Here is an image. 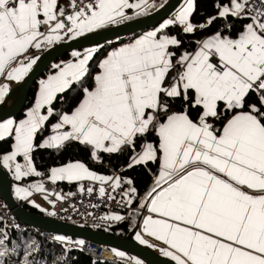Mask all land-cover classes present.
<instances>
[{"label":"snow or ice","instance_id":"1","mask_svg":"<svg viewBox=\"0 0 264 264\" xmlns=\"http://www.w3.org/2000/svg\"><path fill=\"white\" fill-rule=\"evenodd\" d=\"M144 3L92 0L77 7L69 0L66 15L60 0H0V102L8 82L23 80L36 63L32 49L118 24L129 19L126 9ZM214 7L216 15L194 24L195 0H183L172 18L107 54L95 75L89 62L97 49L73 52L74 61L56 65L40 81L23 119L0 120V142H10L0 150V168L21 181L43 175L34 163L38 148L62 151L78 144L98 163L127 150L128 168L159 165L138 209L149 213L142 232L166 246L164 256L174 264H264V7L252 0H220ZM229 18L242 21L235 35L226 23L192 51H178L183 41L167 31L178 26L195 34ZM57 101L66 107L58 111ZM48 178L99 182V194L110 199L116 197L109 188L117 193L127 185L122 201L137 203L131 178L98 174L81 160L52 168ZM33 189L46 191L37 183L18 186L16 194L26 199ZM136 239L153 246L139 232ZM6 240L4 235L0 245Z\"/></svg>","mask_w":264,"mask_h":264},{"label":"trees","instance_id":"2","mask_svg":"<svg viewBox=\"0 0 264 264\" xmlns=\"http://www.w3.org/2000/svg\"><path fill=\"white\" fill-rule=\"evenodd\" d=\"M217 3L218 0H195V11L191 17L192 22L194 24L206 23L210 17L216 15V8L214 5ZM226 23H230L232 25V35H235L242 26L241 20L229 18L228 21L217 19L213 21L206 29H198L195 34H184L181 27L178 26L170 27L167 31L171 35L178 36V38L183 41V48L179 49L178 51H184L185 49L192 51L195 49L196 41L201 40L204 37H207L208 35L220 30L225 26ZM139 34H141V32L128 35L124 38L110 43H105L102 46L97 47V51L93 55V59L89 62L91 74L95 75L96 71L98 70V63L112 48L134 40ZM69 40H72V38L65 37L55 45L67 42ZM46 51L47 50L44 48L36 52V54H38V58ZM72 53L73 52L63 56L60 62L71 59L73 56ZM51 70L53 69L49 68L48 71H45L41 78L46 77L48 72H51ZM36 84L37 82L33 84L30 92L28 93L25 108L30 107L34 102ZM67 95L71 97L74 95V93L69 92ZM254 98L255 97H253V99ZM64 107H66V105H62L59 101H57L56 108L58 111ZM24 115V111L20 112L14 119L20 120L24 117ZM51 123H55V119H53ZM47 134L48 133L45 132L43 136H39L36 141L37 144H39L43 137ZM151 139L153 141L156 140L155 136H152ZM9 144L10 142H0V150L7 151ZM137 151H139V146L137 147ZM130 155L131 154L127 150L120 154H105L103 156V163H98L90 158L88 150L84 147L78 144H69L62 151L38 148L34 152L33 157L37 170L43 174L38 177L39 179H48L50 170L52 168L59 167L70 160H81L91 170L96 171L98 174L121 175L125 179L131 178L134 181V186L138 191V196L136 197V200L138 201V199L150 189L154 178L157 175L159 165L158 163H149L147 165H138L134 168H128L127 165L129 163ZM7 174L9 175L8 172ZM10 178L12 181H14L13 177ZM19 183H21V181H19ZM61 184L64 185L65 183ZM125 187L128 186L125 185ZM23 206L25 209L31 212L43 216H49L47 213L42 212L28 204H23ZM141 218L142 216L139 212L132 211L126 215L124 221L114 227H111L110 229H107L106 232L113 233L119 238H125L131 234H136ZM37 233H40V231L37 230ZM4 235L7 236V240L5 241L4 245H0V252H4L5 249H7V251L5 255L0 256V264H26V261L27 264H125L121 261H118L117 263L106 260L95 261L90 256L81 252L79 249L66 248L58 242L42 239L40 235L30 231H15L13 228L5 226L0 221V239H3ZM108 249L110 250V248Z\"/></svg>","mask_w":264,"mask_h":264},{"label":"water","instance_id":"3","mask_svg":"<svg viewBox=\"0 0 264 264\" xmlns=\"http://www.w3.org/2000/svg\"><path fill=\"white\" fill-rule=\"evenodd\" d=\"M182 2L183 0H168L154 13L54 45L37 59L28 75L12 89L0 104V120L14 119L20 112L27 109L25 108L26 100L33 84L41 78L52 64L61 60L63 56L71 52L82 51L83 49L100 47L105 43L116 41L128 35L154 29L170 17L180 7ZM219 2L220 0H218ZM13 95L14 99L9 102ZM0 197L5 202L8 210L12 212L20 223L36 230L70 239L90 241L110 249H118L144 264H174L171 259L165 258L152 249L138 243L133 238L135 234L119 238L110 232L72 225L25 209L23 203L15 198L12 179L3 168H0Z\"/></svg>","mask_w":264,"mask_h":264},{"label":"built area","instance_id":"4","mask_svg":"<svg viewBox=\"0 0 264 264\" xmlns=\"http://www.w3.org/2000/svg\"><path fill=\"white\" fill-rule=\"evenodd\" d=\"M90 2H92V0H76L77 7H83L84 4ZM252 4L258 7H264V4L261 3V0H252ZM60 6L65 8L66 15L72 11V9L69 7V0H60ZM56 43L50 45H55ZM41 184L44 185L46 191L40 193L38 192L37 195L46 202L49 210L48 214L55 220L72 225H79L94 230L106 231L107 229H110L111 227H114L124 221L128 213L132 211H144L142 209H138L136 204L129 207L125 202L122 201L121 195L119 193L127 189L125 186L124 189L118 190L117 193H112L111 189L109 188V194L115 195L116 197L115 199H110L109 195L102 197L99 194V188L102 186L99 184V182L85 180L81 182L65 183L63 185L61 183L51 182L48 179H41ZM89 187L94 189L91 194L87 192ZM58 196L61 198L58 199ZM114 215H121L124 217V219L119 221L106 219V217ZM0 221L5 226L13 228L15 231L24 232L29 230L32 233L40 235L42 239L47 241L58 242L66 248L79 249L81 252L90 256L95 261L106 260L112 261L114 263L118 262L117 258L112 255L104 246L86 240H82L84 243L83 245H80L77 243V241L81 240L70 238L59 240L57 239L59 236L55 234L43 231L37 233L36 229L20 223L13 216L12 212L8 210L1 197Z\"/></svg>","mask_w":264,"mask_h":264},{"label":"crops","instance_id":"5","mask_svg":"<svg viewBox=\"0 0 264 264\" xmlns=\"http://www.w3.org/2000/svg\"><path fill=\"white\" fill-rule=\"evenodd\" d=\"M166 1H168V0H165L163 3H162V5L166 2ZM129 2L130 3H139L140 2V0H129ZM150 2H155V1H153V0H145V3L144 4H142V6L143 5H145V4H148V3H150ZM162 5H159V7L156 9V10H158ZM141 8H132V9H126L125 10V15L127 16V17H129V19H126V20H123V21H121L120 23H118V24H121V23H124V22H128V21H131V20H133V19H136V18H139V17H142V14H140V16H137V12L140 10ZM179 9V8H178ZM155 10V11H156ZM148 14H150V13H148ZM147 15V14H146ZM175 15V14H174ZM173 15V16H174ZM172 16V17H173ZM118 24H112V25H109L108 27H110V26H114V25H118ZM107 28V27H106ZM104 29V28H103ZM101 30V29H100ZM143 35H145V34H141V35H139L137 38H139V37H141V36H143ZM137 38H135V39H137ZM134 39V40H135ZM134 40H132V41H129V42H126V43H124V44H120V45H117V46H115L114 48H112L107 54H109L111 51H113L114 49H117V48H119V47H121V46H124V45H127V44H129V43H131V42H133ZM45 48V45H43V49ZM42 49V48H41ZM41 49H39V50H41ZM39 50H37V49H32L31 51H30V53H29V55L31 56V57H34V55L36 54V52H38ZM79 53H81V52H79ZM84 53H86V52H83L82 53V55L84 54ZM107 54L102 58V60L107 56ZM76 58L75 57H72L70 60H67V61H63V62H59V63H57V64H54V66H52V69H53V71L52 72H50L46 77H44V78H40L38 81H37V84H36V89H35V99H36V97H37V95H38V91H39V87H40V81L41 80H45V79H47L48 78V76H50V75H53L56 71H57V68H56V65H63V64H65V63H68V62H72V61H74ZM53 65V64H52ZM55 67V68H54ZM22 81V80H21ZM21 81H11V82H8L9 83V85H10V87H9V90L11 89V91H12V89H14ZM4 81L3 80H0V83H3ZM7 96V95H6ZM6 98V97H5ZM14 99V95L10 98V101L9 102H11L12 100ZM35 99H34V101H35ZM2 102H0V104H1ZM33 105H34V102L32 103V105L29 107V108H27V110L24 112L25 113V115H26V112L30 109V108H32L33 107ZM25 117V116H24ZM21 120V119H20ZM18 121V120H17ZM43 140V139H42ZM42 142V141H41ZM40 142V143H41ZM6 170V169H5ZM8 173H9V175H10V177H13L14 178V176H13V174H12V172H10V171H8V170H6ZM158 171H159V169H158ZM158 173V172H157ZM36 179H35V178ZM31 178V179H30ZM155 179V178H154ZM23 180H25V181H23ZM23 180H21V183H19V181H17L15 178H14V181H12L13 182V194H14V196H15V198L19 201V202H21V203H23V204H28V205H30V206H32V207H34V208H36V209H38V210H40V211H42V212H45V213H48V206L46 205V202L41 198V197H39L38 195H37V191L35 192V190L33 189V195L31 196V197H28V198H26V199H22V198H20V197H18L17 196V194H16V188L18 187V186H20V187H28L29 185H33V184H37V183H39V184H41V179L39 180V178L37 177V176H32V177H29V178H25V179H23ZM48 180H49V178H48ZM50 181V180H49ZM55 183H70V182H68V181H57V182H55ZM71 183H74V182H71ZM153 186V183H152V185H151V187ZM151 187H150V189H151ZM149 189V190H150ZM148 190V191H149ZM147 191V192H148ZM146 192V193H147ZM146 193L142 196V197H144L145 195H146ZM142 197H140L139 199H138V201H137V203H136V205L138 206V203L140 202V200H141V198ZM142 210H144V211H136V212H139L140 214H141V216H142V218H141V221H140V223H139V227H138V232L139 233H141V235H142V237L144 238V239H147V240H149V242H150V244L151 245H153L152 247L154 248H152V247H149L148 245L147 246H145V245H143V244H141L136 238H135V240L136 241H138L141 245H143V246H145V247H148V248H150V249H152L153 251H155L156 253H158V254H160L161 256H163V257H165V258H168V259H170L169 257H166V256H164L163 255V253H162V251H161V249L162 248H165L166 246L162 243V242H160V241H157V240H155L154 238H151V237H148L146 234H144L143 232H142V220H143V216H146V215H148L149 213L146 211V209H142ZM137 232V233H138ZM136 261H138V260H136ZM136 261L134 260V261H132L131 263H129L128 261H126L125 262V264H136ZM140 261V260H139ZM141 262V261H140ZM143 263V262H142ZM144 264V263H143Z\"/></svg>","mask_w":264,"mask_h":264},{"label":"rangeland","instance_id":"6","mask_svg":"<svg viewBox=\"0 0 264 264\" xmlns=\"http://www.w3.org/2000/svg\"><path fill=\"white\" fill-rule=\"evenodd\" d=\"M153 1H155V2H150V3H148V4H145V5H143V6H141V9L136 13L137 14V16H140V14H142V16H145L146 14H148V13H154L155 12V10L159 7V5H162V3L165 1V0H153ZM167 2V1H166ZM165 2V3H166ZM164 3V4H165ZM163 4V5H164ZM182 4H183V2H182ZM181 4V5H182ZM162 5V6H163ZM180 5V6H181ZM161 6V7H162ZM160 7V8H161ZM159 8V9H160ZM178 10V9H177ZM176 10V11H177ZM176 11L170 16V17H168L167 19H170V18H172V16L176 13ZM166 19V20H167ZM165 21V20H164ZM163 21V22H164ZM162 22V23H163ZM157 27H159V26H157ZM156 27V28H157ZM156 28H154V29H149V30H147V31H144V32H142L141 34H146L147 32H149V31H152V30H155ZM141 34H139V35H141ZM138 35V36H139ZM137 38V37H136ZM205 38V37H204ZM203 38V39H204ZM202 40V39H201ZM51 47H53V45H46L45 46V49L46 50H49ZM195 47H196V45H195ZM89 49H83L82 51H79V52H81V54L83 53V52H87ZM73 54V53H72ZM34 57H38V54H35L34 55ZM72 57H74V56H72ZM76 58V57H75ZM70 60V59H69ZM60 62V60L59 61H57L56 63H54V64H57V63H59ZM61 62H63V61H61ZM54 64L53 65H51V66H54ZM51 69H52V67H50ZM55 68V67H54ZM48 71V70H47ZM53 70H51V72H52ZM50 73V71L48 72V74ZM47 74V75H48ZM46 75V76H47ZM11 92V89L8 91V93H7V95L9 94ZM29 108V107H28ZM27 110V109H26ZM26 110H24V112L26 111ZM27 113V112H26ZM25 114V113H24ZM25 116V115H24ZM24 118V117H23ZM22 118V119H23ZM10 119H12V118H10ZM15 120V119H14ZM36 192V191H35ZM40 193V192H39ZM142 197V196H141ZM77 226H79V225H77ZM139 230H137V232H138ZM137 234V233H136ZM136 234L133 236V238L135 239L136 238ZM60 237H63V236H60ZM63 238H65V237H63ZM138 242V241H137ZM139 243V242H138ZM143 245H145V246H147V244H143ZM153 248V247H152ZM154 249V248H153ZM107 250L112 254V255H114L116 258H117V260L118 261H121V262H123V263H125V261H128L129 263H131L132 261H136V260H138V259H136V258H134L133 256H131V255H129L128 253H126V252H124V251H121V250H118V249H108L107 248ZM117 253H123L124 255L123 256H119V255H117ZM139 261V260H138ZM140 262V261H139ZM140 264H143L142 262H140Z\"/></svg>","mask_w":264,"mask_h":264},{"label":"clouds","instance_id":"7","mask_svg":"<svg viewBox=\"0 0 264 264\" xmlns=\"http://www.w3.org/2000/svg\"><path fill=\"white\" fill-rule=\"evenodd\" d=\"M54 46V45H53ZM48 214V213H47ZM49 215V214H48ZM48 217H51L50 215ZM52 218V217H51ZM41 232V231H40ZM60 237V236H59ZM66 238V237H65ZM76 240V239H75Z\"/></svg>","mask_w":264,"mask_h":264},{"label":"bare ground","instance_id":"8","mask_svg":"<svg viewBox=\"0 0 264 264\" xmlns=\"http://www.w3.org/2000/svg\"><path fill=\"white\" fill-rule=\"evenodd\" d=\"M59 43V42H58ZM27 231H29V230H27Z\"/></svg>","mask_w":264,"mask_h":264},{"label":"flooded vegetation","instance_id":"9","mask_svg":"<svg viewBox=\"0 0 264 264\" xmlns=\"http://www.w3.org/2000/svg\"><path fill=\"white\" fill-rule=\"evenodd\" d=\"M160 255V254H159Z\"/></svg>","mask_w":264,"mask_h":264}]
</instances>
